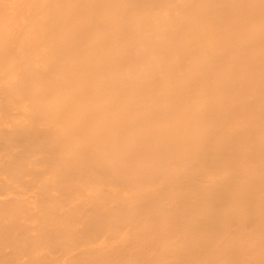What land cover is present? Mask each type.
I'll use <instances>...</instances> for the list:
<instances>
[{"label": "bare ground", "instance_id": "bare-ground-1", "mask_svg": "<svg viewBox=\"0 0 264 264\" xmlns=\"http://www.w3.org/2000/svg\"><path fill=\"white\" fill-rule=\"evenodd\" d=\"M0 264H264V0H0Z\"/></svg>", "mask_w": 264, "mask_h": 264}]
</instances>
